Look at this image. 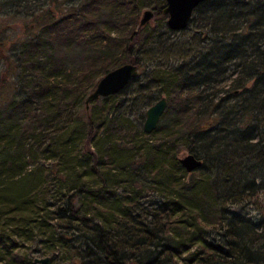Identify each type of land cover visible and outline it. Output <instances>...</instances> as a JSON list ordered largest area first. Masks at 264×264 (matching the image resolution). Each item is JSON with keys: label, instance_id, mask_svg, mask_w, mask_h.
Returning <instances> with one entry per match:
<instances>
[{"label": "trees", "instance_id": "16d2710c", "mask_svg": "<svg viewBox=\"0 0 264 264\" xmlns=\"http://www.w3.org/2000/svg\"><path fill=\"white\" fill-rule=\"evenodd\" d=\"M36 1L0 0V12ZM137 5L83 0L79 15L31 14L39 29L16 55L0 107V264L30 261L24 243L65 264H264V0L195 7V44L170 67L153 62L168 99L148 134L140 124L155 93L126 97L147 77L132 52ZM101 6L112 12L99 20ZM72 17L87 53L66 67L51 39ZM126 61L139 75L87 109L99 77ZM64 116L76 126L60 136ZM182 149L197 168L182 166Z\"/></svg>", "mask_w": 264, "mask_h": 264}, {"label": "rangeland", "instance_id": "374dc122", "mask_svg": "<svg viewBox=\"0 0 264 264\" xmlns=\"http://www.w3.org/2000/svg\"><path fill=\"white\" fill-rule=\"evenodd\" d=\"M83 0H38L36 2L28 3L22 6H6V10L9 11L8 14L5 12H0V107H2L8 97L13 91V87L16 83V71L15 68V57L20 52V48L23 43L31 36L32 33L38 31L33 23L32 13L41 10L43 12L48 9L52 14L53 18H60L66 14H77L79 15L80 3ZM130 1V0H129ZM137 2L136 10V20L133 22L134 29H140V40L138 45H135L132 52L141 57L144 70L147 73V77L139 78L137 77L131 87L126 92V97H132L139 94L140 96L136 98L135 103L140 104L144 99V92L155 93L150 104H152L157 98L162 95L167 96V88L165 84L158 82L156 77L153 76L152 68L154 66L153 62H159L162 64L160 67L164 68L166 66L170 67L177 63L182 55L190 50V48L195 44V40L200 37V31L198 32L197 27L193 21H190L188 25L181 29H170L166 24V14L153 16L142 26H139V18L145 8L164 6L165 0H135ZM125 10L128 11L131 5L125 4ZM31 12V13H30ZM99 20L107 17L112 11L105 6L99 7ZM59 34L56 36L55 40L51 39L52 48L54 52L60 55L63 61V65L70 67L71 65H78L82 61V56L87 53V49L84 41L78 37L79 28L77 18H70L60 22L58 25ZM74 36L71 40L74 44L70 47L67 46V41L65 37ZM90 51V50H88ZM153 51L155 57H152ZM150 78L151 84L149 87L138 88L140 82L143 84L146 80ZM149 79V80H150ZM122 95H125L122 94ZM123 98V97H122ZM168 99V98H167ZM101 99L96 98L90 101L89 107L98 108ZM148 104L143 108L144 116L141 121V128L143 129V121L145 118V110L150 105ZM77 116H79L84 111V106L80 104H75L73 106ZM88 107V108H89ZM87 108V109H88ZM162 115V114H161ZM134 118V117H132ZM161 118V116H160ZM70 118L64 116L56 123V132L60 133V136L65 131H70L75 128V123L70 121ZM160 121V119H159ZM158 121V123H159ZM157 123V124H158ZM72 131V130H71ZM188 150L182 149L179 152V156L187 153ZM36 245L28 243L21 246L23 252L27 253L30 261L25 264H33V257L35 255H42L43 253L35 250ZM28 259V260H29ZM50 264H63L62 259L59 257L51 258Z\"/></svg>", "mask_w": 264, "mask_h": 264}, {"label": "water", "instance_id": "95a60500", "mask_svg": "<svg viewBox=\"0 0 264 264\" xmlns=\"http://www.w3.org/2000/svg\"><path fill=\"white\" fill-rule=\"evenodd\" d=\"M162 12L166 14V24L171 29H181L188 25L195 7L203 0H165ZM154 14L151 8H145L139 18V26L145 24ZM140 73L138 65L131 61L123 62L108 69L99 77L95 86L88 92L85 97V107H89L90 101L100 96H106L121 90L130 80L137 77ZM167 105L165 95L157 98L145 110L143 129L146 132L153 130L160 119ZM179 161L187 171L197 168L201 159L192 152H187L179 156ZM51 255L49 253L35 255L33 264H50ZM121 264V263H116ZM124 264H138L136 261H130Z\"/></svg>", "mask_w": 264, "mask_h": 264}, {"label": "flooded vegetation", "instance_id": "af4514ba", "mask_svg": "<svg viewBox=\"0 0 264 264\" xmlns=\"http://www.w3.org/2000/svg\"><path fill=\"white\" fill-rule=\"evenodd\" d=\"M63 264H65V263H63Z\"/></svg>", "mask_w": 264, "mask_h": 264}]
</instances>
